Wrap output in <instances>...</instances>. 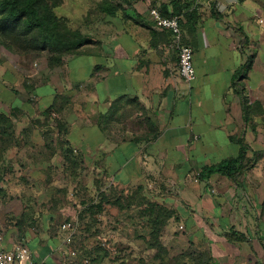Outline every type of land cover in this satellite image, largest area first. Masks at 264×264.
Masks as SVG:
<instances>
[{
  "label": "crops",
  "instance_id": "crops-1",
  "mask_svg": "<svg viewBox=\"0 0 264 264\" xmlns=\"http://www.w3.org/2000/svg\"><path fill=\"white\" fill-rule=\"evenodd\" d=\"M117 1L116 14L95 20L94 42L59 66L0 59V112L15 135L7 163L30 166L29 175L41 178L50 159L62 158L57 115L65 144L98 163L114 184L165 186L159 197L202 236L213 264H264V216L256 200L264 197V172L253 167L237 181L218 173L199 177L204 165L238 154L241 134L250 146L246 159L264 150V120L253 111L255 101L264 107V0ZM174 1L183 41L193 49L191 82L166 46L171 31L149 18L151 6L171 12ZM244 66L239 94L233 74ZM132 105L137 111L124 113ZM230 228L246 240H227ZM0 231V247L25 240L36 260L59 264L53 237L18 239V230L2 222Z\"/></svg>",
  "mask_w": 264,
  "mask_h": 264
},
{
  "label": "rangeland",
  "instance_id": "rangeland-1",
  "mask_svg": "<svg viewBox=\"0 0 264 264\" xmlns=\"http://www.w3.org/2000/svg\"><path fill=\"white\" fill-rule=\"evenodd\" d=\"M101 2L62 0L54 11L69 31L68 35L79 37L85 46L94 42L92 29L95 20L103 13ZM32 46L31 39L22 36L13 39V35L5 38L0 33V59L8 56L37 69L40 65H48L53 56H61L63 61L71 56L49 48L32 49ZM253 108L256 116L264 120L262 104L255 101ZM136 111L132 105L124 113ZM10 123L13 126L12 121ZM52 123L59 128V135H55L54 140L64 149L62 158H49L52 163L44 167L46 173L37 174L41 178L29 175L30 166L7 163L10 159L5 149L14 142L15 135L12 131L1 136L0 222L11 226L13 232L18 230V239L36 233L53 237L59 264H183L184 261L192 264L191 257H182L181 254L192 253L197 258L200 253L208 252V244L202 236H197L196 231L185 225L181 214L159 197L166 194L165 186H149L138 180L127 187L114 184L98 163H88L82 152L71 151L65 144V122L54 115ZM5 128L11 130L9 126ZM256 157L247 170L254 167L256 172L263 173L264 150ZM258 160L260 164L256 165ZM119 197L123 202L122 209L114 203ZM259 199L261 202L257 205L261 204L260 215L264 216V197L256 198ZM155 204L171 211L160 235L165 247L163 258L155 257V249L148 247L150 227L147 214ZM68 222L71 223L70 229H64L63 224ZM69 236L71 240L67 241ZM69 249L74 250L75 255L71 256Z\"/></svg>",
  "mask_w": 264,
  "mask_h": 264
},
{
  "label": "trees",
  "instance_id": "trees-1",
  "mask_svg": "<svg viewBox=\"0 0 264 264\" xmlns=\"http://www.w3.org/2000/svg\"><path fill=\"white\" fill-rule=\"evenodd\" d=\"M61 2L62 0H0V33L4 34L5 38L13 35V39L19 36L31 39L33 42L32 49L42 47L49 48L52 51L58 50L59 54H78L85 43L79 37L69 36V31L65 29L64 24L56 15L54 8ZM120 6L121 4L117 0H102L100 10L105 14L114 15ZM172 7L173 10L171 12L168 11L166 5H162L160 10L164 15H179V7H177L176 1L173 2ZM212 11L217 15L214 7H212ZM7 41L12 42V40ZM7 47L11 48L9 44H7ZM62 63V57L56 55L50 58L48 66L53 68ZM246 69L244 66L233 74V85L237 87L239 94H242L243 88L239 81L242 72ZM51 109L55 108L51 106L48 111ZM10 122V119L0 112V141H3L1 136L5 137L10 132L12 133L13 126ZM61 125L62 123H59V126ZM8 126L11 129L9 131L5 128ZM236 140L239 143L238 154L215 164L204 165L199 171L201 179H208L212 174L218 173L237 181V176L254 164L256 157L246 159V153L250 146L245 142L243 134ZM114 203L119 209L123 208V202L120 197L116 198ZM170 215L171 211L158 204L152 205L148 210L147 219L150 227L148 247L155 249V257L157 258H163L162 256L165 253V247L160 240V235ZM224 236L229 241L239 242L246 240L244 233L233 228L226 231ZM181 256L191 257L192 264H212L213 262L210 250L200 253L197 258L192 253H189V255L183 253ZM183 264H185V261Z\"/></svg>",
  "mask_w": 264,
  "mask_h": 264
},
{
  "label": "built area",
  "instance_id": "built-area-1",
  "mask_svg": "<svg viewBox=\"0 0 264 264\" xmlns=\"http://www.w3.org/2000/svg\"><path fill=\"white\" fill-rule=\"evenodd\" d=\"M149 18L154 26L168 29L171 31L173 38L166 44L167 47L173 48L177 54V67L180 76L186 81L194 80L196 73L193 65V49L185 43L182 38L179 15H164L157 6H151L149 9ZM71 223H64L63 228L70 229ZM72 233L70 232V235ZM3 233L0 231V241ZM70 241V236L67 238ZM71 256L75 255L74 250L69 249ZM0 264H46L44 261L36 260L30 251L25 240H17L10 248L0 247Z\"/></svg>",
  "mask_w": 264,
  "mask_h": 264
}]
</instances>
